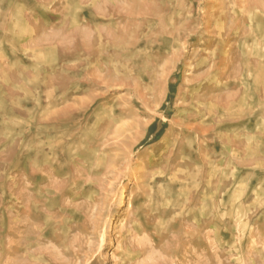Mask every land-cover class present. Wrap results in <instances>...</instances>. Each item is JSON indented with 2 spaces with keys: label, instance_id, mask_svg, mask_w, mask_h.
<instances>
[{
  "label": "rangeland",
  "instance_id": "obj_1",
  "mask_svg": "<svg viewBox=\"0 0 264 264\" xmlns=\"http://www.w3.org/2000/svg\"><path fill=\"white\" fill-rule=\"evenodd\" d=\"M0 264H264V0H0Z\"/></svg>",
  "mask_w": 264,
  "mask_h": 264
}]
</instances>
